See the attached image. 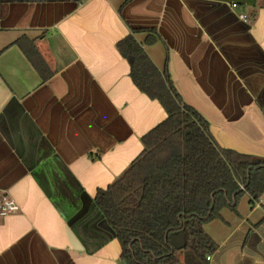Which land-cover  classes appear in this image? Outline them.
Masks as SVG:
<instances>
[{"label": "crops", "instance_id": "0c3cea01", "mask_svg": "<svg viewBox=\"0 0 264 264\" xmlns=\"http://www.w3.org/2000/svg\"><path fill=\"white\" fill-rule=\"evenodd\" d=\"M136 28L157 30L133 35L216 142L264 158V0H0V189L18 206L0 264H121L91 202L167 116L116 47ZM263 204L204 226L210 264H264Z\"/></svg>", "mask_w": 264, "mask_h": 264}, {"label": "trees", "instance_id": "16d2710c", "mask_svg": "<svg viewBox=\"0 0 264 264\" xmlns=\"http://www.w3.org/2000/svg\"><path fill=\"white\" fill-rule=\"evenodd\" d=\"M137 32L146 34L147 45L161 40L155 28H136L116 47L130 63L134 84L167 116L142 136V152L96 190L93 202L115 233L121 264H210L218 244L204 226L221 219L223 208L236 211L245 194L252 207L264 197V158L221 147L207 120L182 101L166 71L152 62ZM16 43L46 79L33 46ZM179 231L185 244L174 249L169 236Z\"/></svg>", "mask_w": 264, "mask_h": 264}, {"label": "water", "instance_id": "95a60500", "mask_svg": "<svg viewBox=\"0 0 264 264\" xmlns=\"http://www.w3.org/2000/svg\"><path fill=\"white\" fill-rule=\"evenodd\" d=\"M85 196H86V194H85ZM91 204H92V207L96 210V213L98 214V216L101 219V221L104 224V226L107 228V230H109L110 235L112 237H115V233H114L113 229L108 225V223L106 222L105 218L103 217V215L100 213V211L96 207L95 203L92 201ZM169 241H170V244H171L172 248H174V249L182 248L184 246V244H185L184 232L183 231H179L177 233L171 234L169 236Z\"/></svg>", "mask_w": 264, "mask_h": 264}, {"label": "rangeland", "instance_id": "374dc122", "mask_svg": "<svg viewBox=\"0 0 264 264\" xmlns=\"http://www.w3.org/2000/svg\"><path fill=\"white\" fill-rule=\"evenodd\" d=\"M249 205H248V196L245 194L243 196H241V198L237 201L236 204V210L237 211H233L230 208L226 207L222 209V213H224L226 215V217H230L233 216L239 212H245L246 210H248ZM216 224L221 228L223 225L220 223V221L217 219L216 221H214L213 223L209 224L206 226V231L208 232H212V228L216 226Z\"/></svg>", "mask_w": 264, "mask_h": 264}, {"label": "built area", "instance_id": "2783aa9c", "mask_svg": "<svg viewBox=\"0 0 264 264\" xmlns=\"http://www.w3.org/2000/svg\"><path fill=\"white\" fill-rule=\"evenodd\" d=\"M233 6H235V4ZM17 209L18 206L10 195L5 190L0 189V215L5 216L11 214ZM210 257L208 258L210 259Z\"/></svg>", "mask_w": 264, "mask_h": 264}]
</instances>
